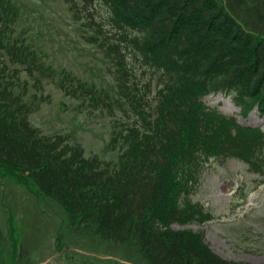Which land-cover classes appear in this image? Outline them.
Listing matches in <instances>:
<instances>
[{
	"label": "trees",
	"instance_id": "obj_1",
	"mask_svg": "<svg viewBox=\"0 0 264 264\" xmlns=\"http://www.w3.org/2000/svg\"><path fill=\"white\" fill-rule=\"evenodd\" d=\"M63 1L113 82L107 89L47 65V54L16 32L15 1L0 0V177L55 202L76 231L134 248L144 264H245L212 253L201 233L171 226L212 218L189 198L211 159L263 173L264 131L203 100L224 94L242 117L264 119V0ZM54 79L65 97L112 116L116 161L86 157L68 136L31 124L43 98L27 101L28 80L43 92Z\"/></svg>",
	"mask_w": 264,
	"mask_h": 264
},
{
	"label": "rangeland",
	"instance_id": "obj_2",
	"mask_svg": "<svg viewBox=\"0 0 264 264\" xmlns=\"http://www.w3.org/2000/svg\"><path fill=\"white\" fill-rule=\"evenodd\" d=\"M14 1L20 18L16 32L47 54V65L54 70L65 68L81 80L109 89L113 79L103 68L102 58L84 40L86 31L72 20L63 0ZM21 78L27 80L24 75ZM55 82L44 80L43 92H37L28 80L27 101L33 95L43 98L29 116L31 124L47 136H68L86 157L116 161L117 152L108 149L112 116L106 110H93L88 102L65 97ZM203 102L242 126L264 130V120L256 111L242 117L229 96L210 95ZM3 179L0 177V229L4 235L0 264H144L134 248L98 240L92 231H76L55 202L11 178ZM189 198L212 218L174 224L171 229L201 233L208 249L227 261L264 264V164L263 173H258L237 159H211ZM8 216L12 217L10 226Z\"/></svg>",
	"mask_w": 264,
	"mask_h": 264
}]
</instances>
